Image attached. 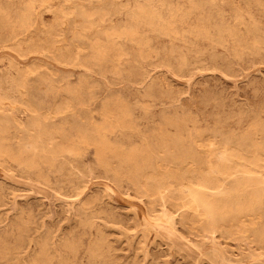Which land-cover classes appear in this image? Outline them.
Listing matches in <instances>:
<instances>
[{
  "label": "rangeland",
  "instance_id": "obj_1",
  "mask_svg": "<svg viewBox=\"0 0 264 264\" xmlns=\"http://www.w3.org/2000/svg\"><path fill=\"white\" fill-rule=\"evenodd\" d=\"M263 149L264 0H0V264H264Z\"/></svg>",
  "mask_w": 264,
  "mask_h": 264
},
{
  "label": "bare ground",
  "instance_id": "obj_2",
  "mask_svg": "<svg viewBox=\"0 0 264 264\" xmlns=\"http://www.w3.org/2000/svg\"><path fill=\"white\" fill-rule=\"evenodd\" d=\"M41 2H42V1H41ZM136 26H137V25H136ZM135 28H136V27H135ZM135 28H134V29H135ZM138 28H139V27H138ZM136 30L138 31V29H136ZM136 30H135V31H136ZM126 31H127V30H126ZM128 32H129V31H128ZM134 33H135V32L133 31V34H134ZM137 33H138V32H137ZM137 33H136V34H137ZM127 34H128V33H127ZM133 34H132V37L135 36V35H133ZM130 35H131V34H130ZM198 42H199V41H198ZM27 104H28V103H27ZM55 107H56V106H55ZM65 107H67V106H65ZM51 109H52V108H51ZM64 109H65V108H64ZM57 110H58V109H57ZM65 110H66V109H65ZM54 112H55V111H54ZM59 112H60V111H59ZM62 112H63V111H62ZM60 113H61V112H60ZM24 114H25V113H24ZM52 115H53V113H52ZM51 117H52V116H51ZM75 117H76V116H75ZM44 120H45V119H44ZM45 121H46V120H45ZM60 138H61V137H60ZM57 139H58V138H57ZM106 140H107V139H106ZM183 140H184V139H183ZM103 141H104V140H102L101 142H103ZM95 142H96V141H95ZM105 142H106V141H105ZM105 142L102 143V145H103V144H106ZM97 143H98V140H97ZM99 143H100V141H99ZM205 143H206V142H205ZM99 145H100V144H99ZM105 146H106V145H105ZM235 146H236V145H235ZM198 147H199V146H198ZM259 147H261V146H259ZM101 148H102V146H101ZM205 148H206V147H205ZM232 148H233V147H232ZM234 148H235V147H234ZM252 148H253V147H252ZM235 149H236V148H235ZM230 150H231V149H230ZM233 150H234V149H232V151H233ZM263 150H264V149H263ZM184 151H185V150H184ZM228 152H229V151H228ZM259 152H260V151H259ZM222 153H223V152H222ZM234 153H235V152H234ZM217 155H218V154H217ZM237 155H238V154H237ZM254 155H256V154H254ZM231 156H232V155H231ZM235 156H236V155H235ZM258 156L261 157V154H260V155L258 154ZM263 157H264V156H263ZM224 158H225V157H224ZM244 158L246 159V157H244ZM116 159H117V158H116ZM219 159H220V158H219ZM242 159H243V158H242ZM239 160H240V159H239ZM251 160H252V159H251ZM223 161H224V159H223ZM247 161H248V160H247ZM258 161H260V160H258ZM258 161H257V162H258ZM188 162H189V161H188ZM189 163H191V162H189ZM247 163H248V162H247ZM255 163H256V162H255ZM217 164H218V163H217ZM221 164H222V163H221ZM184 165H185V163H184ZM189 165H190V164H189ZM189 165H188V166H189ZM256 165H257V163H256ZM258 165H259V162H258ZM258 165H257V167H258ZM182 166H183V165H182ZM164 167H166V166L164 165ZM202 167H203V166H202ZM210 167H211V166H210ZM242 167H243V165H242ZM260 167H261V166H260ZM186 168H187V167H186ZM235 168H236V167H235ZM248 168H249V167H248ZM248 168H247V170H248ZM92 169H93V168H92ZM184 169H185V168H184ZM184 169H183V170H184ZM249 169H250V168H249ZM165 170H166V169H165ZM186 170H187V169H186ZM217 170H218V169H217ZM207 171H208V170H207ZM248 171H249V170H248ZM185 172H186V171H185ZM193 172H194V171H193ZM193 172H192V173H193ZM202 172H203V171H202ZM250 172H251V171H250ZM250 172H249V174H250ZM206 173H207V172H206ZM222 173L224 174V172H222ZM222 173H221V174H222ZM183 174H184V172H183ZM185 174H186V173H185ZM207 174H208V173H207ZM209 174H210V173H209ZM258 174H259V173H258ZM194 175H195V174H194ZM204 175H206V174H204ZM201 176H203V175L201 174ZM260 177H261V176H260ZM262 177H263V176H262ZM182 178H183V176H182ZM190 178H191V177H190ZM190 178H189V179H190ZM196 178H197V177H196ZM204 178H205V177H204ZM197 179H198V178H197ZM191 180H192V179H191ZM195 180H196V179H195ZM188 181H189V180H188ZM218 181H219V180H218ZM248 181H249V180H248ZM192 182H193V181H192ZM200 182H201V181H200ZM200 182H199V183H200ZM258 182H259V181H258ZM263 182H264V181H263ZM144 183H145V182H144ZM194 183H195V182H194ZM194 183H193V184H194ZM202 184H203V182H202ZM215 184L217 185L216 182H215ZM215 184H214V185H215ZM219 184H220V183H219ZM250 184H251V183H250ZM254 184H255V183H254ZM144 185H146V184H144ZM205 185H206V181H205ZM216 185H215V186H216ZM248 185H249V184H248ZM193 186H194V185H193ZM201 187H202V185H201ZM209 187H210V186H208V188H209ZM212 187H213V186H212ZM218 187H219V186H218ZM239 188H240V187H239ZM241 188H243V187L241 186ZM254 188H255V187H254ZM254 188H253V189H254ZM258 188H259V187H258ZM261 188H264V187H261ZM253 189H252V190H253ZM209 190H211V189L209 188ZM212 190H213V189H212ZM248 190H249V189H248ZM258 190H259V189H258ZM147 191H148V190H147ZM213 191H214V190H213ZM242 191H243V190H242ZM242 191H241V193H242ZM254 191H255V190H254ZM254 191H253V192H254ZM245 192H246V191H245ZM249 192H250V191H249ZM215 193H216V192H215ZM251 193H252V192H251ZM254 193H255V192H254ZM244 194H245V193H244ZM257 194H258V192H257ZM198 195H199V194H198ZM204 195H206V194H204ZM212 195H213V194H212ZM245 195H246V194H245ZM187 196H188V195H187ZM208 196L210 197V195H207V197H208ZM254 196H255V195H254ZM246 197H247V196H246ZM250 197H251V196H250ZM211 198H212V197H211ZM211 198H210V200H211ZM261 198H262V197H261ZM242 199H243V198H242ZM252 199H253V198H252ZM255 199H256V198H255ZM262 199H263V198H262ZM183 200H184V199H183ZM227 200H228V199H227ZM260 200H261V199H260ZM178 201H179V200H178ZM207 201H208V200H207ZM221 201H223V200H221ZM243 201H244V200H243ZM247 201H248V200H247ZM247 201H246V202H247ZM253 201H254V200H253ZM255 201H256V200H255ZM255 201H254V202H255ZM263 201H264V199H263ZM196 202H197V201H196ZM213 202H214V201H213ZM259 202H260V201H259ZM190 203H191V202H190ZM190 203H189V204H190ZM204 203H205V202H204ZM248 203H249V201H248ZM248 203H246V204H248ZM198 204H199V203H198ZM216 204H217V203H215V205H216ZM222 204H223V202H222ZM238 204H240V203H238ZM246 204H245V206H246ZM260 204H261V203H260ZM211 205H212V204H211ZM217 205H219V204H217ZM227 205H228V204H227ZM240 205H241V204H240ZM255 205H256V203H255ZM219 206H220V205H219ZM231 206H232V204H231ZM251 206H252V204H251ZM227 207H228V206H227ZM236 207H237V206H236ZM243 207H244V206H243ZM249 207H250V206H249ZM252 207H253V206H252ZM217 208H218V207H217ZM222 208H223V207H222ZM245 208H246V207H245ZM245 208H244V209H245ZM193 209H194V208H193ZM214 209H215V208H214ZM220 209H221V208H220ZM224 209H225V208H224ZM230 209H231V207H230ZM236 209H237V208H236ZM236 209H235V210H236ZM252 209H253V208H252ZM198 210H199V209H198ZM228 210H229V208H228ZM213 211H215V210H213ZM217 211H218V209H217ZM219 211H220V210H219ZM229 211H230V210H229ZM239 211H240V210H239ZM239 211H238V212H239ZM242 212H243V211H242ZM200 213H201V212H200ZM227 213H228V211H227ZM227 213H226V214H227ZM230 213H231V212H230ZM236 213H237V212H236ZM215 214H216V213H215ZM224 214H225V213H224ZM242 214H243V213H242ZM254 214H255V213H254ZM239 215H240V214H239ZM200 216H203V215H200ZM217 216H218V215H217ZM243 216H244V215H243ZM248 216H251V215H248ZM252 216H253V215H252ZM219 217H220V216H219ZM221 217H222V216H221ZM219 219H220V218H219ZM229 219H230V218H229ZM243 219H244V218H243ZM243 219H242V220H243ZM149 220H150V219H149ZM221 220H223V218H222ZM242 220H241V221H242ZM233 221H234V220H233ZM223 223H224V222H223ZM223 223L221 222V224H223ZM240 223H241V222H240ZM243 223H244V222H243ZM243 223H242V224H243ZM243 225H244V224H243ZM233 226H234V225H233ZM191 227H192V226H191ZM211 227H212V226H211ZM244 227H245V226H244ZM238 228H239V227H238ZM239 229H240V228H239ZM226 258H227V257H226Z\"/></svg>",
  "mask_w": 264,
  "mask_h": 264
}]
</instances>
